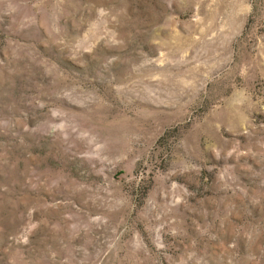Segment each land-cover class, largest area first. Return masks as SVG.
<instances>
[{
  "label": "rangeland",
  "instance_id": "rangeland-1",
  "mask_svg": "<svg viewBox=\"0 0 264 264\" xmlns=\"http://www.w3.org/2000/svg\"><path fill=\"white\" fill-rule=\"evenodd\" d=\"M0 264H264V0H0Z\"/></svg>",
  "mask_w": 264,
  "mask_h": 264
}]
</instances>
